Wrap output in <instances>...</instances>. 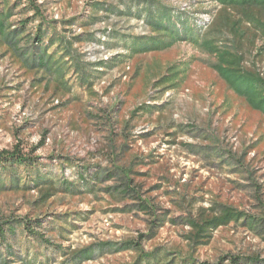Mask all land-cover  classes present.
Masks as SVG:
<instances>
[{"label":"rangeland","instance_id":"obj_1","mask_svg":"<svg viewBox=\"0 0 264 264\" xmlns=\"http://www.w3.org/2000/svg\"><path fill=\"white\" fill-rule=\"evenodd\" d=\"M96 1V17L87 18ZM155 1L188 19L190 39L161 51L133 52L127 40L150 33L137 16L142 0H38L59 31L67 36L85 32L74 48L87 64L91 88L79 82L69 63L66 89H61L48 74L36 67L25 69L0 48V149L21 140L29 151L43 141L33 155L44 180L57 187L56 195L44 201L36 186L0 191V225L9 222L15 229L0 241L2 260L214 264L221 255L243 254L259 259L244 264H264V228L253 231L231 223L192 252L186 241L185 220L198 206L223 203L264 216L255 199L259 195L264 203V114L229 88L214 67L216 57L198 46L220 9L216 0ZM17 19L15 15L12 21ZM244 49V65L264 72L263 38H256L254 46L244 43ZM171 66L178 81L158 83ZM140 104L146 107L131 115ZM111 108L118 119H129V129H106L103 116ZM216 146L226 157L215 154ZM134 157L135 183L143 184L142 191L154 188L157 214L158 208L169 209L176 223L168 221L154 236L143 238L147 257L139 259L135 250H125L73 262L63 249L120 242L148 232L147 216L130 199L110 193L115 183L105 177L115 164ZM16 178L2 172L0 183L11 186ZM21 178L20 184L28 181L25 173ZM22 219L33 220L49 245L26 233Z\"/></svg>","mask_w":264,"mask_h":264},{"label":"trees","instance_id":"obj_2","mask_svg":"<svg viewBox=\"0 0 264 264\" xmlns=\"http://www.w3.org/2000/svg\"><path fill=\"white\" fill-rule=\"evenodd\" d=\"M216 2L220 5V9L212 20L213 26L201 36L198 46L216 57L217 62L214 67L229 88L237 95L244 97L253 109L264 114V72L244 65L245 49L243 50V44L246 42L254 46L256 38L262 37L264 41V0H216ZM91 4L95 8L93 10L91 6L90 9L93 12L87 18L96 17L100 3L96 1ZM136 11L137 16L148 25L150 33L134 35L127 40L129 45L134 46L131 49L133 52L161 51L172 47L180 40L190 39L188 19L181 12H175L170 6L155 0H142ZM15 15L18 19L13 22L12 18ZM84 36L85 32L67 36L63 30L59 31L56 22L48 18L43 4L38 0H0V48H4L5 52L17 57L25 69L36 67L37 70L48 74L61 89H66L63 78L67 71L65 65L68 63L79 77V82L88 88L92 87L87 64L83 62L79 52L74 48L76 42L85 39ZM224 40L225 43H223ZM262 49L259 48V50ZM101 63L103 60L98 62V64ZM173 69L174 67L171 66L169 71L158 79V83L177 82L178 71ZM145 107L146 104L138 105L131 115H135ZM115 112V108H111L104 113L106 129L112 133H114L112 126L123 130L129 129V119H118ZM22 143L21 140H17L12 148L0 149V175L2 172L17 175L13 184H10L11 186L5 182L0 183V191L5 190L6 187L14 190L36 186L41 190L40 198L43 201L48 200L56 195L57 187L53 182L44 180L39 172L38 157L33 155L34 151L43 146L44 142H39L29 151H24L21 147ZM214 152L222 158L226 157V153L219 151V146H216ZM133 163H138L137 158L115 164L113 169L108 171L105 177L113 179L115 183L108 191L133 201L138 210L148 218V232L120 242L100 241L68 252L63 249L62 251L67 253L73 262L79 263L93 259L96 253H116L125 250H135L139 259L147 257L142 247L143 238L154 236L158 228L168 221L176 223L174 218L169 217V209L158 208L161 212L157 214L158 202L151 197L154 188L142 191L144 190L143 184L135 183L136 177L132 173L136 170L133 169ZM22 173L26 174L28 181L24 180V183L20 184ZM81 177L84 178L83 175ZM42 183L46 184L42 186ZM255 199L261 207L260 211L264 214L262 199L259 195ZM20 221L26 233L49 245L50 242L44 234L34 228L36 224H32L33 220L22 219ZM185 223L189 227L185 238L192 252L198 246L209 244L219 227L228 226L231 223L243 224L253 231L261 230L264 228V216L256 217L234 206L216 203L207 207L192 208ZM8 231H15L13 224L4 222L0 225V241L6 240ZM59 248L62 249L61 246ZM258 260V257L253 255L225 254L219 256L214 264H244ZM0 264H9L1 259V252Z\"/></svg>","mask_w":264,"mask_h":264}]
</instances>
